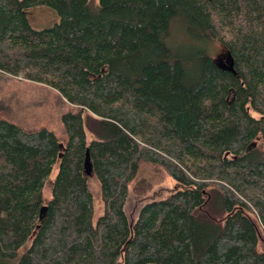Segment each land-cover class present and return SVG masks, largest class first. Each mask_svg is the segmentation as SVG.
<instances>
[{
    "label": "trees",
    "instance_id": "16d2710c",
    "mask_svg": "<svg viewBox=\"0 0 264 264\" xmlns=\"http://www.w3.org/2000/svg\"><path fill=\"white\" fill-rule=\"evenodd\" d=\"M0 75L69 107L61 138L0 119V264H264V0H0ZM142 165L178 188L129 224Z\"/></svg>",
    "mask_w": 264,
    "mask_h": 264
},
{
    "label": "rangeland",
    "instance_id": "374dc122",
    "mask_svg": "<svg viewBox=\"0 0 264 264\" xmlns=\"http://www.w3.org/2000/svg\"><path fill=\"white\" fill-rule=\"evenodd\" d=\"M90 4L95 6L96 0H90ZM27 20L32 29L41 30L55 23L57 17L48 8L36 7L30 10ZM209 52L215 59V56L217 57L220 53L219 45L211 43ZM68 109V105L55 91L19 78L14 79L0 75V119L16 125L24 132L45 129L61 138L60 116ZM87 122L89 128L91 124L90 121ZM85 135L87 139L91 138L87 129H85ZM260 152L261 161L264 163V146L260 148ZM56 168L55 164L49 178L44 182L42 192L45 197L49 196V182L54 177ZM86 184L92 198L95 218L101 212L98 184L91 175L86 176ZM177 188L175 182L162 169L150 165L140 166L136 177L127 188L123 209L128 223L131 224L134 221L139 209L144 204L161 200ZM262 249L263 246L259 243L258 250Z\"/></svg>",
    "mask_w": 264,
    "mask_h": 264
},
{
    "label": "water",
    "instance_id": "95a60500",
    "mask_svg": "<svg viewBox=\"0 0 264 264\" xmlns=\"http://www.w3.org/2000/svg\"><path fill=\"white\" fill-rule=\"evenodd\" d=\"M226 57V62H227V59L229 60L227 62L228 66L226 67V69L224 68V70L228 71V72H231V73H234L232 70V61H231V58L229 56V54H226L225 55ZM82 169H83V174L85 176H88V175H91V168H90V163H89V157H88V154H87V150L85 151V156H84V159H83V164H82ZM44 207H42L40 210H39V214L42 215L43 211H44Z\"/></svg>",
    "mask_w": 264,
    "mask_h": 264
},
{
    "label": "flooded vegetation",
    "instance_id": "af4514ba",
    "mask_svg": "<svg viewBox=\"0 0 264 264\" xmlns=\"http://www.w3.org/2000/svg\"><path fill=\"white\" fill-rule=\"evenodd\" d=\"M225 55H226V53L224 54V53H222V50H220V53L217 55V57L215 56V59H214V61H215V63L219 66V67H221V68H225L226 69V67L228 66V64H227V62L229 61L228 59H227V62H226V57H225ZM233 71V70H232ZM231 73V72H230ZM233 74V73H232ZM256 115H254V117H255Z\"/></svg>",
    "mask_w": 264,
    "mask_h": 264
}]
</instances>
